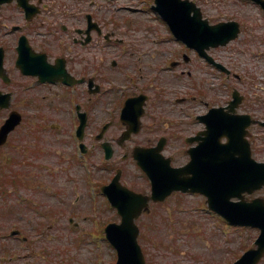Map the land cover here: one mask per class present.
Returning a JSON list of instances; mask_svg holds the SVG:
<instances>
[{
    "label": "flooded vegetation",
    "instance_id": "1",
    "mask_svg": "<svg viewBox=\"0 0 264 264\" xmlns=\"http://www.w3.org/2000/svg\"><path fill=\"white\" fill-rule=\"evenodd\" d=\"M82 1L85 0H0V62L3 66L0 93L11 96L10 108L0 110L7 114L13 110L20 111L13 105L19 104L23 109L24 104L27 106V97L35 92L42 104L38 110L43 112L44 117L37 123H31L27 135L40 137L48 134L64 144L70 141L71 135L76 137V130H80L81 125L80 116H83L78 148L85 150L87 156L95 146L91 144L93 137L104 158L101 141L111 143L112 157L109 161H116L121 183L136 192L145 191L142 185V191L131 185L139 177L136 175L135 180H126L125 183L120 165L133 162L134 148L154 146L161 139L166 145L181 143V165L185 166V173L191 175L189 168L193 167V155L199 153L198 149L204 152L203 145L214 140L226 144V136L230 134L228 126L234 123L233 135L239 136L235 141L240 144L233 149L235 158H246L250 151L252 157L264 162V106L247 103L245 90L249 81L245 80L242 88L231 84L223 89H213L220 93L217 100H213L209 92L204 93L201 86L205 75L218 78L208 68L223 74L228 80H242L235 70L223 63L226 60L224 56L214 54L223 47L212 48L208 52L216 63L224 65L222 72L218 71L220 67L185 46H182L181 53L174 54L172 49L162 46L167 44L162 34H170V30L161 19L153 21H159L163 31L156 26L149 28L153 41L148 36L145 39H128L117 28V41L112 42L110 37H115V30ZM235 5L246 9L237 10L230 19L239 24L240 34L234 43L264 48V10L261 3L258 0H237ZM152 13L155 14L154 11ZM21 45L31 47L34 56L24 50L25 59L38 66L40 79L45 82L22 75L16 67ZM155 48H159V52ZM185 56L188 58L185 59ZM228 65L232 66L229 61ZM178 68H181L179 73L172 74ZM172 78L182 81L181 97L174 96L170 87ZM191 80L198 82L197 87L194 83L186 86ZM222 92L226 93L225 96ZM212 94L215 96L214 91ZM205 95L207 98L204 100ZM232 100L234 103L230 105ZM127 102L133 105L126 121V117L121 120L120 114ZM139 103H143L140 130L131 134L128 140L121 141L122 134L139 111ZM174 103L184 105L176 109ZM69 109H72L77 122L68 120ZM52 118L55 120L48 124L46 134L47 123ZM92 129L98 130L95 135ZM211 133L215 135L214 140ZM222 151L225 154L223 157H227L228 149ZM208 152L211 153V150ZM133 163L137 165L136 161ZM205 166L210 173L212 162ZM205 166L202 167L203 172ZM257 195L264 197V187ZM197 196L202 203H206L205 196ZM253 197L250 193L245 194L246 201H251Z\"/></svg>",
    "mask_w": 264,
    "mask_h": 264
},
{
    "label": "rangeland",
    "instance_id": "2",
    "mask_svg": "<svg viewBox=\"0 0 264 264\" xmlns=\"http://www.w3.org/2000/svg\"><path fill=\"white\" fill-rule=\"evenodd\" d=\"M193 1L213 22L231 18L240 9L235 6L236 0ZM146 2L149 1H82L102 16L115 33L117 28L123 30L128 39L152 36L150 26L164 30L159 21L152 20ZM130 8L141 9V12L129 15ZM241 9L246 7L241 6ZM162 46L172 49L174 54L181 53L174 39L169 38ZM155 50L159 52V48ZM214 54L224 56L223 63L228 65L229 61L232 64L229 68L242 76L241 81L231 78L232 86L242 88L244 81H249L245 90L247 103L264 106V48L255 45L242 48L233 43ZM180 70L178 68L177 72ZM224 80L204 76V83H201L204 93L209 92L213 100H217L220 93L213 89H221L220 82ZM181 82L171 79L170 87L175 94L181 92V87L176 85ZM193 83L197 87V81H188L186 86ZM196 93L197 90L194 95ZM221 94L225 96L226 93ZM27 98V106L24 104L23 109L19 104L13 105L22 112L24 120L18 131L12 133L7 147L0 148V264H114V250L99 234L106 224L118 222L119 217L101 196L99 188L111 180L117 169L116 161L101 165L102 154L93 137L91 144L95 146L88 154L90 160L86 157L88 162L76 156L74 159V142L73 145L70 141L58 143L55 136L48 134L42 141L27 135L25 122L37 123V109L42 105L35 92ZM206 98L205 95L204 100ZM6 116L0 112V124ZM30 128L29 125V131ZM97 131L91 130L93 135ZM181 148L180 142L166 147L165 154L172 157L175 165L182 162ZM120 167L125 183L141 174L131 161ZM131 185L138 189L142 185L145 191H141H148L141 177ZM23 198L29 199V204H25ZM32 201L41 209L36 204L33 206ZM201 203L198 196L176 194L140 216L138 241L147 264H228L234 262L243 249L253 247L258 234L255 229H228ZM69 218H73L78 227L70 224ZM12 230H19L20 235L30 238L29 245L23 244L21 238L11 237ZM260 264H264V259Z\"/></svg>",
    "mask_w": 264,
    "mask_h": 264
},
{
    "label": "water",
    "instance_id": "3",
    "mask_svg": "<svg viewBox=\"0 0 264 264\" xmlns=\"http://www.w3.org/2000/svg\"><path fill=\"white\" fill-rule=\"evenodd\" d=\"M158 3V10L164 16V18L170 24L175 35L181 40L186 41L190 46L202 49L208 48V44L211 46H217L219 44H225L230 39L235 37L231 31H228L221 40L219 39L223 33L222 29L217 27H209L206 22L200 21L198 17L199 14L196 13L195 17H190V11L193 4L180 0H156ZM13 117L6 122L3 132L0 134L1 140L4 139L7 132H9L15 124L18 122V118ZM156 153L157 159L151 158L142 167L150 175L153 184V194L154 200H163L167 195H169L173 190H185L191 184H184L182 175V168H172L170 167V161L168 159L162 158L159 155L160 147L156 150H152ZM164 159V160H163ZM247 165L250 167L252 165V179L247 181V185L250 186L252 190L260 188L264 184V165L257 164L250 158L247 160ZM231 184L228 188L223 185L219 187L217 184L216 188L208 191V193L215 196L214 204L222 210H225L227 216L231 218L232 221L243 224L257 226L261 229V234L256 240V249L249 250L236 264H255L264 252V205L257 204L258 202H253L252 204H245L244 202L230 203L235 205L234 208L226 209L225 204L227 200L219 198L218 195L226 191V189H231V191H226L223 196L230 194L232 196H239L237 192L244 191L245 189H239L238 183L234 182L238 179L233 175L229 176ZM185 185V187H183ZM183 187V188H182ZM192 188V187H191ZM235 191V192H234ZM222 196V197H223ZM218 197V198H217ZM230 197V195H228ZM217 198V199H216ZM147 198L138 196L135 200H129L124 198L121 194L116 193V198L113 203L118 206V210L122 215V223L119 226L109 225L106 229L107 236L109 240L116 246L118 250L119 260L117 264H144L142 254L140 253V248L137 245L136 237L138 235V229L134 225V218L138 217L143 208H146ZM229 200V199H228ZM132 206V207H130ZM231 207V206H229ZM218 210V209H217ZM219 211V210H218ZM131 251L133 253H131ZM133 259H137V262H132ZM122 260L131 262H121Z\"/></svg>",
    "mask_w": 264,
    "mask_h": 264
}]
</instances>
